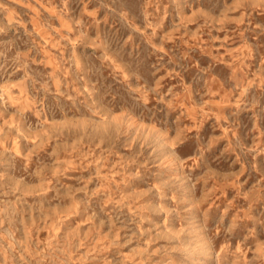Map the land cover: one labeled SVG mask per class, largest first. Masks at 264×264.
Returning a JSON list of instances; mask_svg holds the SVG:
<instances>
[{
    "label": "clouds",
    "instance_id": "9594fccd",
    "mask_svg": "<svg viewBox=\"0 0 264 264\" xmlns=\"http://www.w3.org/2000/svg\"><path fill=\"white\" fill-rule=\"evenodd\" d=\"M0 264H264V0H0Z\"/></svg>",
    "mask_w": 264,
    "mask_h": 264
}]
</instances>
